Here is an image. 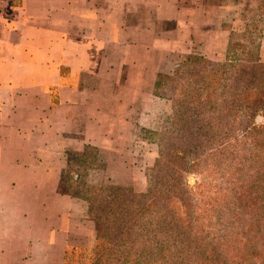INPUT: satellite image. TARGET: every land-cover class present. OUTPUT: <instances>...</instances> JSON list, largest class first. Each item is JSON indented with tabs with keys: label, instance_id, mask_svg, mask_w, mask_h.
<instances>
[{
	"label": "crops",
	"instance_id": "crops-1",
	"mask_svg": "<svg viewBox=\"0 0 264 264\" xmlns=\"http://www.w3.org/2000/svg\"><path fill=\"white\" fill-rule=\"evenodd\" d=\"M205 4L2 0L6 22L0 36V261L18 258L20 244L24 261L36 258L38 228L42 249L57 238L64 252L69 242L63 221L58 232L43 228L62 206L65 212L75 207L80 211L57 192L59 174L41 171L34 144H71L70 137L77 144H101L108 133V106L117 101L114 88L148 84L151 50L165 49L166 42L176 49V42L166 40L176 34L186 40L195 31L203 33ZM167 23L168 29L162 26Z\"/></svg>",
	"mask_w": 264,
	"mask_h": 264
},
{
	"label": "rangeland",
	"instance_id": "rangeland-1",
	"mask_svg": "<svg viewBox=\"0 0 264 264\" xmlns=\"http://www.w3.org/2000/svg\"><path fill=\"white\" fill-rule=\"evenodd\" d=\"M205 1L203 7L206 10L207 27L203 33L201 30L195 31V35L192 33L186 40L179 38L177 34L167 38V41L176 42V49H169L166 42L165 49L151 50L148 84L131 83L114 88L117 101L112 100L108 106L111 116L104 119L108 133L103 135L101 144H77L76 138L68 136L73 143L34 144L42 172H46L48 176L49 173L60 176V173L64 172V188L78 196L88 198L94 189L110 188L128 191L131 193L129 197L135 198L146 194L149 189L155 192L165 188L167 191L180 193L179 183L194 189L200 178L209 183L211 176L203 170V161L205 153L215 148L231 147L239 149L240 152L247 150L246 153L254 149L252 144L255 142V136L249 132V128L262 124V115L253 114L247 118L245 115L235 114V126L233 124V128H230L229 113L220 109L215 115L219 116L221 132L214 137L217 138L216 141L208 142L203 133L207 130L206 126L199 127L194 118L197 114L202 115V108L187 105L177 107L169 93L157 92L155 89L157 75H171L186 57H199L204 66H210L223 63L225 55L232 52H237L239 56L247 52L249 63L257 60L258 63L264 64V0ZM154 25L151 20V28ZM162 26L168 29L170 24ZM196 64H188V70L194 72L200 65ZM189 71H184L188 78L191 76ZM155 73L157 75L154 80ZM133 75L136 76L135 73ZM183 81L178 82V90L182 95L186 90L181 89ZM170 93L174 94L173 86ZM203 94L197 92L195 96L203 97ZM208 111L210 112L209 109ZM246 132L249 133L248 136ZM85 147L88 149L86 148V153L81 156ZM245 157V153L241 154V158ZM191 158L199 160L197 167H189ZM256 161L257 157L249 166V173L254 174L253 169L258 168ZM167 168L173 172H167ZM260 176L262 175L257 174L255 177ZM216 178L217 175L213 177ZM67 197L80 206V211L75 207L65 212V207L62 206L59 209H62V212L56 211L52 214L51 219L46 221L47 226L43 228V232L46 228L58 232L63 221L69 242L64 252L61 247L58 249L57 238L42 249L44 238L38 228L39 254L36 258L24 261V246L20 244L16 246L18 258L14 255L12 259H3L0 263L63 264L64 254L71 257L78 255L82 250L92 249L96 237L94 211L89 210L86 201ZM97 203L98 201H95L92 206ZM59 240L61 242V237ZM252 241L248 243L250 249L264 253L263 243L262 246L259 244L260 247H255ZM248 264L256 262L251 259Z\"/></svg>",
	"mask_w": 264,
	"mask_h": 264
},
{
	"label": "trees",
	"instance_id": "trees-1",
	"mask_svg": "<svg viewBox=\"0 0 264 264\" xmlns=\"http://www.w3.org/2000/svg\"><path fill=\"white\" fill-rule=\"evenodd\" d=\"M249 62L247 52H232L223 63L210 66L199 57H186L171 75H157L155 89L169 93L177 107H201L202 115L194 118L199 127L206 126L207 141H216L221 124L215 114L220 109L229 113L230 128L235 114L264 117V64ZM190 63L200 65L191 72ZM182 80L181 89L188 90L183 95L178 90ZM197 92L203 97L195 96ZM249 132L255 136L251 152L231 147L206 152L203 170L211 180L200 178L194 189L179 183L180 193L149 189L131 198L128 191L98 188L87 198L65 189L61 172L57 192L87 202L94 211L96 236L92 249L71 257L64 254L63 264H248L251 259L264 264V253L248 245L254 240L253 246H264V121ZM256 157L258 168L252 174L248 168ZM198 163L191 158L189 167ZM257 174L262 176L256 178Z\"/></svg>",
	"mask_w": 264,
	"mask_h": 264
},
{
	"label": "built area",
	"instance_id": "built-area-1",
	"mask_svg": "<svg viewBox=\"0 0 264 264\" xmlns=\"http://www.w3.org/2000/svg\"><path fill=\"white\" fill-rule=\"evenodd\" d=\"M2 0H0V4H1ZM5 19H4V16H3V13H2V10H1V7H0V36H1V33H2V30H3V27L5 25Z\"/></svg>",
	"mask_w": 264,
	"mask_h": 264
}]
</instances>
